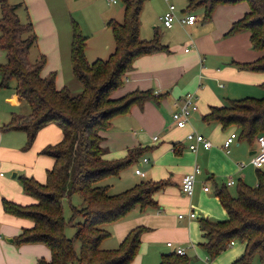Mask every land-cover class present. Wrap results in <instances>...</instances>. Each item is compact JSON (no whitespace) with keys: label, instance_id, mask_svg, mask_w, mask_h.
Instances as JSON below:
<instances>
[{"label":"trees","instance_id":"trees-1","mask_svg":"<svg viewBox=\"0 0 264 264\" xmlns=\"http://www.w3.org/2000/svg\"><path fill=\"white\" fill-rule=\"evenodd\" d=\"M144 1L121 0L122 21L110 19L106 23L113 50L104 60L95 59L90 63L85 60V38L72 24L69 65L73 78L81 86L76 95L65 86L57 89L53 72L41 77L44 56L40 54L34 62L27 59L29 48L36 42L31 25L18 21L19 4L0 2V48L5 51V63L0 65V88H11L15 101H24L28 107L24 115L12 113L2 129L22 131L26 137L23 150L30 148L37 131L47 124H54L61 132L59 142L39 152L53 160L52 167L45 172L44 182L18 177L22 192L35 203L19 205L4 198L0 201L5 214L32 221L31 228L21 230L14 238L16 244L40 243L48 248L49 260L38 259L36 264H128L136 253L140 235L148 229L135 226L127 231L116 248H100L101 241L109 235L104 226L121 219L136 206L140 210L154 206L151 195L161 185L140 181L115 194L108 193L105 185H96L100 179L117 176L136 157L128 155L127 159L113 162L103 160L99 131L107 129L110 119L125 112L131 104L155 99L150 91L110 97L135 58L165 51L157 38L142 41L138 37V15ZM193 1L187 0L185 9L202 8L203 21L211 18L218 5L246 3L247 11L231 24L226 34L247 31L251 48L261 55L253 62L238 65L242 69L264 72V0ZM261 87L264 91V83ZM226 103L211 107L202 120L217 122L222 128L234 125L239 129V137L249 142L264 131V95ZM229 107L250 111V114L245 118L240 114L223 113ZM235 184L232 195L225 186L214 189L223 218L198 219L203 239L199 246L212 260L227 249L229 242H238L243 245V251L231 264H250L253 256H264V173L256 172L253 187L246 186L240 179ZM74 193L79 194L82 201L74 213L80 221L75 223L73 238L67 239L63 235L65 221L61 201L68 200ZM157 264H187V259L185 255L167 253L160 255Z\"/></svg>","mask_w":264,"mask_h":264},{"label":"crops","instance_id":"crops-1","mask_svg":"<svg viewBox=\"0 0 264 264\" xmlns=\"http://www.w3.org/2000/svg\"><path fill=\"white\" fill-rule=\"evenodd\" d=\"M37 1L42 16L46 19L51 2ZM235 5L216 6L208 21H203L202 18L197 20L192 11L175 13L176 16L193 14L195 21L192 25L174 23L170 28L156 23V20L161 22L160 16L167 5H161L156 17L153 14L150 19L141 6L138 15L139 39L149 41L155 37L164 46L165 51L135 58L129 69L121 75L120 85L111 92L110 97L150 91L155 99L131 104L125 112L110 119L107 129L99 131L103 160L113 162L127 159L128 155H136L127 166L134 165L131 179L139 177L143 178L140 181L161 183L160 188L151 195L154 206L147 207L150 208L147 216L155 217V223L151 225L158 229L170 230L172 236L178 237V244L171 245L174 248H182L184 255L186 248H190L200 255L202 250L204 256L205 252L199 246L203 239L198 219L223 218L221 207L214 197V189L225 186L229 192L227 187L230 186H226L225 182L231 179L236 183L239 176L243 177L241 172L244 166H251L249 161L256 149L255 139L250 142L238 140L236 126L222 128L217 122L202 120V116L207 114L211 107H221L229 100L260 98L264 95L261 87L264 83V72L242 69L238 65L253 62L261 55L251 48L249 33L242 31L232 35L226 34L231 24L241 18ZM246 11L247 5L244 13ZM141 12L143 16L139 18ZM51 30L52 27H49V31ZM53 38L55 39V33ZM56 46L59 47V44ZM110 48L113 46L110 47L109 44L107 49L110 51ZM59 80L56 75L54 85L57 89L65 86ZM79 87L81 90L80 84ZM186 93L193 94L196 110L190 114L184 127L178 128L172 119L175 110L173 102ZM9 120L10 116L0 118V201L4 198L19 205L34 204L35 200L22 192L18 177L24 176L38 183L44 182L45 172L52 167L53 160L39 152L45 146L57 143L58 133L61 136V132L56 126L52 127L54 124H47L37 131L30 148L23 150L25 134L19 130L2 129ZM191 131L206 138L210 147L198 148L194 153L188 151L184 136ZM229 133H235L236 137L223 149L221 144ZM153 137L156 139L153 140ZM242 153L245 154L241 155ZM142 158L147 159V162H141ZM194 165H197L200 171L195 176L192 195L186 197L180 192V180ZM137 167L143 172V177L134 174ZM11 171H14V177L11 178L12 173L9 178L4 175V172ZM257 171L262 172L254 168L255 175ZM128 172L131 174L130 170ZM105 186L108 187L107 184ZM202 187H207L208 190L204 192ZM115 193L119 192L110 194ZM144 210H140L138 206L134 207L133 212L122 217V220L110 229L121 238L135 226L148 227L149 223L139 217V213ZM190 211L194 212V218H188ZM174 214L177 221L171 224L165 222L166 217ZM179 214L181 218L177 217ZM31 227V220L5 214L0 204V230L4 235L3 241L0 238V264H36L38 259L49 260V250L43 244L14 245V238L20 231ZM140 236L136 253L128 264H157L161 254L172 253L171 247L165 245L167 242L163 244L161 236L158 239L159 235L149 232ZM6 238L12 241L7 242ZM158 245L161 247L160 251ZM165 248L169 249L167 253H163ZM242 251L243 245L234 241L208 264H231ZM203 260L207 262L205 258Z\"/></svg>","mask_w":264,"mask_h":264},{"label":"rangeland","instance_id":"rangeland-1","mask_svg":"<svg viewBox=\"0 0 264 264\" xmlns=\"http://www.w3.org/2000/svg\"><path fill=\"white\" fill-rule=\"evenodd\" d=\"M21 1L22 0H10L8 3L14 5ZM195 1L197 0H194L193 3ZM37 2V0H23L16 9L18 21L22 24L29 23L36 38L35 45L28 50L27 59L30 62H34L40 54L43 55L45 63L40 71L41 77H45L53 72L55 76L57 75L64 83L63 85H65L72 95L79 94L81 91L79 83L73 78L69 68V43L72 24L76 26L80 35L85 38V60L89 63L95 59L104 60L113 50V48H110V51L107 49L109 44L110 47L113 46V40L106 23L110 19L116 22L122 21V2L121 0H115V3L113 4L109 2V0H50V10L47 9V5L43 2L44 7L48 10L46 19L42 16V10ZM163 4L173 5L174 13L176 14L186 12L185 8L187 6V0H145L142 7L145 10L147 18L150 19L153 14H155L154 17H156L160 6ZM235 6H237L238 12L240 13L239 15L242 17L246 10V4L244 2H238ZM191 11L197 16V20L202 18V8H195ZM142 16L143 12H141L139 18H142ZM156 23L158 25L161 24V22L158 23L157 20ZM49 27H52V32L49 31ZM54 33L55 39L53 38ZM54 41L56 42L54 43ZM57 43L59 44V47L56 46ZM3 63H5V51L0 48V65ZM251 109L254 108L251 107ZM27 112V104L24 101H15L14 91L11 88H0V118L10 116L12 113L15 115H24ZM223 113L231 115L240 114L247 118L250 111L242 112L239 108L234 109L229 107L228 110ZM54 126L55 125L52 127L55 128ZM233 131H235V129ZM262 133H264V131L258 132V134ZM239 134L238 129V140L246 142L244 138L239 137ZM60 139L61 136L58 133L57 141L59 142ZM243 154L245 153H242L241 155ZM133 168L134 165L123 168L121 172H126V174L123 173V176H121V172L117 176H107L96 182V185L103 186L107 184L109 188L108 193L124 191L132 185L140 182V180H143V178L139 177H132L131 179ZM140 168L142 169L143 167L141 166ZM128 170H130L131 174H129ZM259 170L264 173V165ZM13 172L14 171L9 173L4 172V175L9 178L10 174ZM241 175H243V177L240 178L239 176L238 179H240L243 184L249 187L255 185L256 175L253 167L249 165L244 166ZM235 185L236 184L234 183L233 186L227 187L231 194H234ZM81 205V197L77 193L72 194L68 200L63 199L61 201V212L65 221L63 235L67 239H72L75 234V223L80 221V219L74 213L81 207ZM132 209L129 210L125 216H127ZM149 210L150 208H145L143 212L139 213V217H142V220L149 223L148 227L145 226L148 229L144 233L149 232L159 235L157 237L158 239H160L159 237L161 236L163 244L165 242L178 244V237L172 236L170 230L158 229L154 225H151L155 223V217L147 216ZM121 220L122 219H119L104 226L109 235L101 241L100 248L114 249L118 246L125 235L120 238V236L116 235L114 230L110 228ZM165 220L168 224H171L173 221L175 222L176 214H174V216L169 215ZM3 237V232L0 230V238L2 241ZM15 244L16 243L14 242V245ZM158 247V251H160L161 247L159 245ZM182 247L186 248L184 245H182ZM168 251L169 249L165 248L163 253H167ZM201 254L202 255L194 252L190 248H186L185 258L187 259V264H208V262L211 261L205 256L206 254H204L205 257L203 256L202 250ZM204 258L207 262L203 260ZM250 264H264V256L261 258L253 256Z\"/></svg>","mask_w":264,"mask_h":264},{"label":"built area","instance_id":"built-area-1","mask_svg":"<svg viewBox=\"0 0 264 264\" xmlns=\"http://www.w3.org/2000/svg\"><path fill=\"white\" fill-rule=\"evenodd\" d=\"M111 3H115V0H109ZM160 21L163 27L170 28L174 23L179 25H192L195 21V16L193 14H185L183 16H176L174 13V7L171 4L167 5L166 10L160 16ZM186 51V49H184ZM174 113L172 114V119L174 124L178 128L184 127L187 123L190 114L196 110L195 98L193 94L186 93L185 95L177 98L173 102ZM235 133H229L223 140L221 147L226 149L235 139ZM153 140L156 138L153 137ZM184 141L186 143V148L188 151L194 153L198 148L208 149L210 147V142L204 138L201 134L191 131L184 136ZM256 149L253 156L250 158V165L255 169H260L264 164V133L259 134L255 137ZM141 162H147V159L142 158ZM242 166V165H239ZM199 167L194 165L192 170L184 174L180 180L179 189L183 196L189 197L193 193L195 176L199 173ZM134 174L140 177H143V172L138 168L134 169ZM2 174L0 173V176ZM234 182L231 179H228L225 182L226 186L233 185ZM202 190L206 192L207 187H202ZM188 218H194L195 214L193 211H190L187 214ZM181 218V214L177 216ZM167 247H171L172 253L177 255H184V250L180 247H172L171 243L167 242L165 244ZM232 245V242H229L228 246Z\"/></svg>","mask_w":264,"mask_h":264},{"label":"water","instance_id":"water-1","mask_svg":"<svg viewBox=\"0 0 264 264\" xmlns=\"http://www.w3.org/2000/svg\"><path fill=\"white\" fill-rule=\"evenodd\" d=\"M14 177V173L11 174V178ZM5 241L11 242L12 240L10 238H6Z\"/></svg>","mask_w":264,"mask_h":264}]
</instances>
